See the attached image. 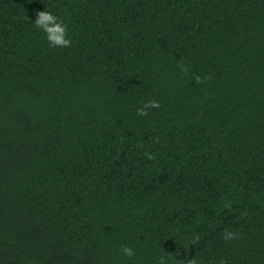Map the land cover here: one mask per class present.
<instances>
[{"label":"trees","instance_id":"trees-1","mask_svg":"<svg viewBox=\"0 0 264 264\" xmlns=\"http://www.w3.org/2000/svg\"><path fill=\"white\" fill-rule=\"evenodd\" d=\"M162 262L264 264V0H0V264Z\"/></svg>","mask_w":264,"mask_h":264},{"label":"clouds","instance_id":"clouds-1","mask_svg":"<svg viewBox=\"0 0 264 264\" xmlns=\"http://www.w3.org/2000/svg\"><path fill=\"white\" fill-rule=\"evenodd\" d=\"M37 18L34 22V25L40 29L45 35L46 39L49 42L50 47L62 46L68 47L70 40L67 37L66 25L53 13L50 11H41L38 12ZM159 107L158 103L155 100L146 102L141 108L137 109V115L146 116L147 109ZM151 159V157H149ZM236 233L231 231H225L224 239L232 240L236 238ZM123 253L128 256H133L132 249L128 247L122 248ZM163 264V262H162Z\"/></svg>","mask_w":264,"mask_h":264}]
</instances>
